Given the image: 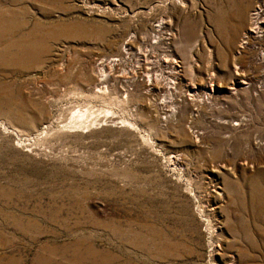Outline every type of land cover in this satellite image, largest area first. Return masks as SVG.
Wrapping results in <instances>:
<instances>
[{
	"label": "rangeland",
	"instance_id": "374dc122",
	"mask_svg": "<svg viewBox=\"0 0 264 264\" xmlns=\"http://www.w3.org/2000/svg\"><path fill=\"white\" fill-rule=\"evenodd\" d=\"M259 1L0 0V264H264Z\"/></svg>",
	"mask_w": 264,
	"mask_h": 264
},
{
	"label": "bare ground",
	"instance_id": "6f19581e",
	"mask_svg": "<svg viewBox=\"0 0 264 264\" xmlns=\"http://www.w3.org/2000/svg\"><path fill=\"white\" fill-rule=\"evenodd\" d=\"M261 4L258 6V9H257V12H256V15H255V20H254V30L253 32L254 33H259V28H260V25L262 24V20L260 19L261 18V13L264 11V0H260L259 1ZM252 26V25H251ZM259 36V35H258ZM124 48V47H123ZM241 51V50H240ZM214 86V85H213ZM211 89V88H209ZM110 111V110H109ZM80 115H85L84 112H82ZM234 261V260H233ZM232 261V262H233ZM235 262V261H234ZM234 264V263H232Z\"/></svg>",
	"mask_w": 264,
	"mask_h": 264
}]
</instances>
